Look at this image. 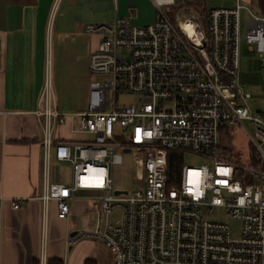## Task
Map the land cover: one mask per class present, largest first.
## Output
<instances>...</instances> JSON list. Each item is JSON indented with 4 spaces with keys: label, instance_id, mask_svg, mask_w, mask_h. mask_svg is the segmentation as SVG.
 <instances>
[{
    "label": "built area",
    "instance_id": "obj_1",
    "mask_svg": "<svg viewBox=\"0 0 264 264\" xmlns=\"http://www.w3.org/2000/svg\"><path fill=\"white\" fill-rule=\"evenodd\" d=\"M155 2L153 24L119 17L85 26L87 33L101 36L89 67L103 76L90 82L85 111L61 112L47 78L41 95L45 108L38 111L44 217L55 201L58 217L69 219L74 202L88 192L96 201V226L69 236L68 245L101 238L114 252L113 264H264V114L252 115L253 95L239 79L242 10L252 16L246 39L257 44L263 62L264 16L237 0L234 7L209 9L205 21L188 14L175 26L162 7L177 0ZM125 92L144 100L120 105ZM75 116L80 124L74 131L91 138L56 140V130ZM244 120L254 127L249 135L260 155L257 166L222 155L224 124ZM177 152L210 163L175 169L170 163ZM124 153L133 155L141 187L116 194L113 168L123 163ZM53 159L72 164L69 184L52 181ZM12 204L20 208L19 201ZM216 208L241 223L239 236L229 223L207 218Z\"/></svg>",
    "mask_w": 264,
    "mask_h": 264
},
{
    "label": "crops",
    "instance_id": "obj_2",
    "mask_svg": "<svg viewBox=\"0 0 264 264\" xmlns=\"http://www.w3.org/2000/svg\"><path fill=\"white\" fill-rule=\"evenodd\" d=\"M119 17L150 25L158 19V7L155 0H0V264L114 263L105 241L84 237L68 245V237L81 231L72 216L89 208L88 192L74 202L69 219L58 217L55 201L44 217L38 111L45 108L41 95L47 78L59 110L75 115L87 109L90 55L101 36L87 33L85 26ZM79 124L77 116L69 118L54 138H91L74 131ZM58 163L52 160V181L60 182ZM14 200L20 208H13Z\"/></svg>",
    "mask_w": 264,
    "mask_h": 264
},
{
    "label": "rangeland",
    "instance_id": "obj_3",
    "mask_svg": "<svg viewBox=\"0 0 264 264\" xmlns=\"http://www.w3.org/2000/svg\"><path fill=\"white\" fill-rule=\"evenodd\" d=\"M240 3L248 7L253 13L261 15L258 9L256 0H240ZM237 5V0H177L174 5H166L162 7L164 15L175 25L178 26V19L188 14H198L202 20H206L207 11L212 8L234 7ZM252 18L248 9L242 10L241 15V41H240V86L253 97L249 100V106L253 116L264 114V62L257 50L256 43H249L246 39L247 24ZM103 76L92 74L90 72V80H102ZM144 100V96L137 93L125 92L119 97L120 105H140ZM61 111V110H60ZM63 112V111H61ZM119 132H124L122 127H118ZM254 135V127L251 121L244 120L243 124H224V129L220 132L221 149L228 148L234 155V161L242 165H251L250 149L251 137ZM119 139L124 140L123 137ZM255 146V145H254ZM256 147V146H255ZM222 149V151H223ZM257 150V148H255ZM264 152V145L262 146ZM257 154L260 155L257 150ZM174 158L171 160L175 169H180L183 166H200L208 164L210 161L200 155L192 153H172ZM259 164V163H258ZM60 182L69 184L71 180L72 164L70 162H59ZM255 166V165H253ZM257 166V165H256ZM113 181L115 190L127 191L141 187V182L138 179L136 172V164L131 153H124V161L120 165L113 168ZM89 208L84 212L72 216V225L79 229L84 227L93 230L96 226V211L94 209L95 200L89 199ZM119 216L115 213L111 220ZM207 218L221 220L229 223L235 236L240 235L241 223L234 220L223 209H214L211 215ZM102 240L101 238L86 237Z\"/></svg>",
    "mask_w": 264,
    "mask_h": 264
},
{
    "label": "trees",
    "instance_id": "obj_4",
    "mask_svg": "<svg viewBox=\"0 0 264 264\" xmlns=\"http://www.w3.org/2000/svg\"><path fill=\"white\" fill-rule=\"evenodd\" d=\"M256 2H257V5H258V9H259L260 14L262 16H264V0H256ZM255 148L256 147L251 144V149H250V151H251V153H250L251 165H255L256 166L259 163V156H258L257 150H255ZM222 155L224 157L234 161L235 157H234V155H233V153L231 152L230 149L224 148L223 151H222ZM170 164H171L172 167H174L172 161H171ZM251 182H252L251 179L250 180L246 179V181H245V183H247V184L251 183ZM48 264H63V261L62 260H54V261L49 262Z\"/></svg>",
    "mask_w": 264,
    "mask_h": 264
},
{
    "label": "bare ground",
    "instance_id": "obj_5",
    "mask_svg": "<svg viewBox=\"0 0 264 264\" xmlns=\"http://www.w3.org/2000/svg\"><path fill=\"white\" fill-rule=\"evenodd\" d=\"M181 24H182L183 26H188V27H190V23H185L184 21H181Z\"/></svg>",
    "mask_w": 264,
    "mask_h": 264
},
{
    "label": "water",
    "instance_id": "obj_6",
    "mask_svg": "<svg viewBox=\"0 0 264 264\" xmlns=\"http://www.w3.org/2000/svg\"><path fill=\"white\" fill-rule=\"evenodd\" d=\"M121 192H123V191L117 190V191H116V194H120ZM75 234H76V233H75ZM75 234H73V235H75Z\"/></svg>",
    "mask_w": 264,
    "mask_h": 264
}]
</instances>
